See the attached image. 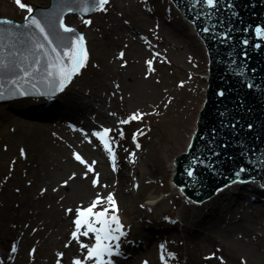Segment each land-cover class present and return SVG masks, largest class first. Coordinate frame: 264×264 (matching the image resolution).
<instances>
[{
	"label": "bare ground",
	"instance_id": "bare-ground-1",
	"mask_svg": "<svg viewBox=\"0 0 264 264\" xmlns=\"http://www.w3.org/2000/svg\"><path fill=\"white\" fill-rule=\"evenodd\" d=\"M116 2L117 0L109 1L111 13L115 11ZM146 2L144 13L132 14V19L117 11L119 13L116 14L122 18L124 27L116 18L109 20L106 31L101 33L104 43L93 39L87 32L83 33L86 43L93 44V48L89 49V56L92 59L97 58L99 65L106 64V68L115 73L110 85L99 77L96 81L91 80L90 88H87L82 77L70 84L68 87L70 90L66 94L51 101L21 99L17 103H11L8 106L9 111L1 110L0 105V121L15 127L13 138L18 143V153L21 155V150L25 153L20 156L24 169L18 171L19 176L12 185V190L3 191L2 195L0 206V249L4 252L0 255L2 264H56L58 252L65 253L62 264H71L73 259H80L86 255V251L79 249L71 240L70 233L75 230L73 224L75 212L66 214L65 209L89 207L96 199L97 192L105 198V207L108 206L106 197L112 193L118 205L121 223L125 225L123 217L126 216L129 224L127 229H124L128 235L122 238L123 255L117 257L114 264H143L144 261L148 264H161L160 243L168 240L170 236L177 240L174 248L177 260L183 259L185 264H219L218 259L211 261L204 259L214 253L223 258L226 264L242 262L264 264V191L257 187L256 182L254 185L247 183V186H242L246 189L254 186L258 190L256 198L251 201L248 200L247 193L240 192L241 186L231 183L229 187L223 188V191L212 195L208 200L187 203L188 197L196 200L205 198H200L189 189L186 190L181 179L177 178L174 160L169 161L171 173L174 175L172 183L176 191L183 194V199L173 197L170 200L174 205L172 207L180 204L177 215L175 217L173 211L164 217L166 214L162 210L164 200L162 198L154 200L153 193L144 196L148 183H152L153 172L148 169L150 181L144 182L146 184L144 187V183L137 180L136 166L132 167V174H129L131 171L128 162L138 164L140 160L139 155H134L133 147L129 146L131 136L136 132L133 128L135 124L126 125L123 130L125 133L123 143L119 149L114 150L117 157L116 172L112 171L111 162L103 146L91 136L93 131L109 128L113 129L110 135L118 141L120 138L116 134V129L121 125L118 121L123 119L126 111L124 106L129 98L133 97V101L140 103L151 95H160L158 88L149 82L157 76L154 81L159 85L161 83L162 74L156 62L163 56L162 48L170 47L176 53L179 49L174 39L179 30L170 17L167 18L159 10L158 0ZM129 6L137 8L132 1ZM67 18L66 24L74 25ZM191 31L194 32L193 26ZM109 38L117 42L120 45L119 50L125 53L124 61L118 60L120 65L123 62L126 66H120L119 70L118 65L114 70L110 65V58L107 59L109 55L106 47L113 45ZM154 52L159 53L158 59L153 57ZM118 54L116 53L115 61ZM149 59H153L155 67V72L151 74L147 72L145 63ZM164 92L167 95V91ZM169 100L170 98L166 102ZM16 112L46 120L53 131L30 125L22 116L18 117ZM63 128L67 129V135ZM83 133H88V136ZM171 135L183 139L186 137L183 130L174 131ZM89 138L93 143L87 142ZM185 150L186 148L177 155L176 161ZM163 151L166 152L165 148ZM73 152L81 154L88 162L96 161L95 170L100 174L101 186L94 189L90 179L88 184L86 179L81 178L83 166L78 165L72 158ZM20 158L17 160H21ZM73 172L76 173V180L70 182L67 188L62 187L65 179ZM132 181L134 184H131ZM36 185H42L41 190L37 189ZM43 190L46 191L41 195ZM142 200H145V203ZM156 209L161 213L155 214ZM101 210L102 208L98 206L94 211ZM146 217L152 223L143 224ZM172 220L176 223H170ZM95 226L101 227L98 224ZM5 229V235H1ZM131 229L134 231L132 234ZM84 230L82 227L81 231ZM81 239L84 242H95L92 233ZM152 240L155 242L152 243ZM65 243L72 246L65 248ZM12 245L17 247V252H11ZM32 249H36V252L29 255Z\"/></svg>",
	"mask_w": 264,
	"mask_h": 264
},
{
	"label": "water",
	"instance_id": "water-1",
	"mask_svg": "<svg viewBox=\"0 0 264 264\" xmlns=\"http://www.w3.org/2000/svg\"><path fill=\"white\" fill-rule=\"evenodd\" d=\"M171 2L195 25L210 60L208 87L206 79L199 110L207 87L206 103L199 118L197 116L192 148L175 161L177 178L186 190L201 195L200 198H207L234 179H254L264 185V41L255 36L256 27L264 28V0H219L214 9L206 8L203 0ZM59 5L64 7L61 9ZM41 12L64 16L76 13L84 17L94 13L84 15L79 0H51L49 8L38 7L33 15L39 18ZM17 25L20 24L0 25V91H3L0 103L20 97L49 96L40 94L47 91L42 75L19 82L28 93L26 96H20L17 85L12 83L22 75L16 65L27 67L33 60L29 57L24 61L28 45L21 33L26 30L23 25L20 28ZM204 28L208 32H204ZM75 34L80 35L77 31ZM244 40L248 41L247 46L242 44ZM256 44L261 47L256 48ZM239 65L244 66L240 77L237 75ZM40 67L42 73L43 64ZM247 84L253 87L249 89ZM220 91L225 93L223 97L218 95ZM249 124L253 125L251 129ZM240 167L246 171L236 177L235 172ZM189 169L194 171L192 178L187 176Z\"/></svg>",
	"mask_w": 264,
	"mask_h": 264
},
{
	"label": "rangeland",
	"instance_id": "rangeland-1",
	"mask_svg": "<svg viewBox=\"0 0 264 264\" xmlns=\"http://www.w3.org/2000/svg\"><path fill=\"white\" fill-rule=\"evenodd\" d=\"M130 1L134 2L137 6L136 9L129 6ZM21 2L32 6L33 8L38 6L46 7L49 5V0H21ZM106 7L108 8L106 13L95 12L89 18L81 19L75 14L66 17L73 22V27L81 32L91 34L93 39H98L100 43H104L101 38V33L106 31L105 28L108 27L107 22H109V20L116 18L119 21V24L124 27L122 18L117 16L116 13L121 12L122 15L132 19V14L144 13L143 9L144 7H147V2L146 0H144V2H142V0H117L115 3L116 12L114 11V13H111L108 5ZM158 8L163 12L164 16L167 18L170 17L171 21L176 26V29L179 30V33L174 35L175 42L178 45L177 48L179 49L177 50L176 48V53V51L170 47H163V56L156 62V65L159 66L160 74H162V79L160 80L161 83L159 85L154 81L157 76H155L154 79H151L149 83L158 88L160 95H151V97H148L140 103L133 101V97L129 98L124 106L126 111H124L123 119H126L133 113V111H139L146 114L142 121L132 122L135 124L133 125V128H135L136 131L138 129H143L144 134L137 138V143L141 145L139 149L136 148L131 136L129 146L133 147L134 155H139L140 160L138 164L136 162L134 164L133 162H128V167H130L129 171H131L129 174H132V167L136 166L137 180H139L140 183H144L150 181L147 173L148 169L151 170L153 172L151 175L153 180H151L152 183H148L144 191V196L153 193L154 200L162 198L164 200L162 210L166 213L164 214V217H167V215L169 216L173 211H175L174 216L176 217L180 204H177L174 208L172 207L174 205L170 203V200L173 197L178 196L181 199L182 197L178 191L173 189L171 184L172 173L171 167H169V161L174 160L175 157L186 148V143L189 142L190 138H193L196 126L195 122L201 103L200 100L204 91L205 77L208 71V57H206L205 48L204 46H201L198 37L194 32L191 33L192 26H190L181 15L175 12L167 0H158ZM26 15L27 13L25 11L16 6L15 0H0V18H8L14 22H21ZM84 19L91 20V24L86 26L83 23ZM146 27H148V24ZM109 40H111L113 45L106 47V51H108L107 53L109 55L107 59L110 58V65H112L114 70L117 65L119 70L120 61L118 59L115 61V56L116 53L118 54L121 52L119 50L120 45L117 42L115 43L111 38H109ZM89 48L92 49L93 44H87L88 51ZM106 67V64L103 66L99 65V60L97 58L92 59L89 56L87 67L82 69L81 74L76 75L71 82L75 79V81H79L80 78L83 77L85 84H87L86 87L90 88L91 80L96 81V79L100 77L104 83L110 85L115 73ZM104 78H106V80H104ZM68 87L64 90L63 95L70 90ZM164 91H167V95H165L166 93ZM103 94L106 95L104 92ZM169 98V101H171L170 104L166 102ZM19 101L21 100H13L10 101V103L1 104V110L9 111L8 106L11 103H17ZM16 115L18 117L22 116V118L30 125L34 124L35 126L45 127V129L53 131L49 123L44 119H36L34 116L31 117L22 112H16ZM35 122L39 124H35ZM125 128L126 125H120L119 127V129L122 130ZM14 129L15 127H13L12 124H5L3 121H0V206L3 200V191L12 190V185L19 176L18 171L24 169L22 163L23 159L20 158L21 155L18 153V143L13 138L15 132ZM63 129H65L64 133L67 135V129ZM181 130L186 134V143L184 142L185 139L173 137L171 135L172 132H181ZM116 134L119 137L117 131ZM174 139H176L177 142ZM122 143L123 140L118 139V141L113 144V149H119ZM125 143L128 144V141L125 140ZM164 148L166 152L163 151ZM17 158H20L21 160H17ZM6 182H9L10 184ZM86 182L90 184L89 180ZM131 184H134V181H132ZM145 185L146 184L144 183L143 187ZM242 186L247 185L242 184L241 187ZM41 187L42 185H36V188L39 190H41ZM240 192L247 193L249 196L248 200L251 201V199L256 198L255 195L257 196L258 190L254 188V186L249 189L242 187ZM142 201L145 203V200ZM155 211V214L161 213L159 209H156ZM162 220H164V218ZM123 221L125 222V229H127L129 224H127L126 216L123 217ZM150 223L152 222L149 221L148 217L143 221V224L145 225ZM5 233L6 229L1 235H5ZM132 233H134V231L131 229V234ZM154 242L155 240H152V243ZM176 242L177 240L174 236H170L168 240L162 241L160 244L164 245V254L167 255L171 252L177 256L174 249ZM3 253L4 252L0 249V255ZM169 262H171L170 264H185L183 259L178 261L177 258L174 260L170 259Z\"/></svg>",
	"mask_w": 264,
	"mask_h": 264
},
{
	"label": "snow or ice",
	"instance_id": "snow-or-ice-1",
	"mask_svg": "<svg viewBox=\"0 0 264 264\" xmlns=\"http://www.w3.org/2000/svg\"><path fill=\"white\" fill-rule=\"evenodd\" d=\"M144 2V0H142ZM199 2V0H198ZM219 0H203V4L208 9H214L217 7ZM16 6L25 11L27 15L24 17L25 23L23 28L26 30L21 33L25 44L28 45V55L24 56V61H27L29 57H33L31 63L27 67L17 64L16 68L22 75L16 77L12 83L16 86V91L20 96L28 95L27 92L19 86L20 81L28 82L29 80L35 79L38 75L43 76V83L47 89L46 92H41V95H55L56 93L63 92L67 85L71 83L74 76L81 74V69L87 67L89 60V53L86 47V41L84 36L76 35L75 29L69 27L65 23L64 15L61 13H44L39 14V18L33 15L34 8L32 6L22 3L21 0H15ZM80 10L84 15L89 12H100L106 13L109 4V0H79ZM61 9L64 5H59ZM231 7V5H230ZM69 11L72 8L69 7ZM150 10V9H149ZM83 23L88 26L91 24V20L84 19ZM9 20H0V25H10ZM20 28V25L16 26ZM2 31V30H0ZM204 32H208L207 28L203 29ZM63 34V35H62ZM255 36L264 41V28L256 27ZM242 44L247 46L248 41H242ZM126 47V46H125ZM256 48H260V44L255 45ZM153 57L159 58V53H153ZM125 53L121 51L118 54L117 59L124 61ZM147 72L149 74L155 72L154 61L149 59L146 62ZM41 64H43V72L41 73ZM121 67L126 65L122 62ZM244 73V66H238V77L242 76ZM148 77L146 76L145 79ZM35 86V85H34ZM182 86V85H181ZM118 88L119 85H116ZM247 87L251 89L252 84H247ZM219 96L223 97L225 93L220 91ZM0 96H3V91H0ZM170 104L171 101H168ZM109 115H115V113H109ZM145 113L139 111L133 112L126 119H121L118 121L121 125H127L133 121H142ZM71 127V126H70ZM235 129V125H232ZM253 125L249 124L248 128L251 129ZM76 130V129H73ZM83 132V130H80ZM113 129L103 128L102 131H93L91 133L92 137H95L100 144L103 146V150L107 153L108 158L112 165V171L116 172L117 168V157L113 149V144L116 142L114 138L110 135ZM119 138L123 140L125 138V133L122 129H116ZM88 136V133H83ZM143 129H138L132 134V141L136 148L139 149L141 145L137 143V138L143 135ZM88 143H93L89 138ZM21 155H25L24 151L21 150ZM72 158L77 162L78 165L83 166L82 179L91 181L92 188L96 189L100 185L99 173L95 170L96 161L88 162L81 154L77 152L72 153ZM246 171L245 168L240 167L236 172L235 176L240 177L242 173ZM187 176L192 178L194 176V171L192 169L187 170ZM76 180V173H71L67 179H65L62 187L67 188L70 182ZM233 184H242L246 181L242 179H234ZM106 187V185H103ZM229 185H225V188ZM224 189H219L218 191H223ZM43 190L41 195L44 194ZM55 191V189H53ZM183 191V190H181ZM104 197L100 195L99 192L96 194V199H94L90 206L82 209L77 207L75 210L72 208H66V214H73L75 212V219L73 224L75 230L71 231V240L75 242L79 249L85 250L86 255L82 256L80 259H73L71 264H114V257H119L123 255L121 252L122 238H126L128 233L124 230V225L121 223L120 217L118 215L119 209L117 202L112 193H109L106 197L108 206H104ZM98 206L102 208L101 211H94ZM170 223L175 224L176 221L172 220ZM101 225L97 228L95 225ZM82 227L85 229L81 231ZM89 233H92L95 237V242H84L81 237H88ZM72 245L65 243V248H70ZM160 261L161 264H167V261L176 259L174 253L169 252L167 256L164 254V245H160ZM219 251V250H218ZM11 252H17V247L12 245ZM36 249H32L29 255H33ZM65 255L63 252H58L56 254V264H62V258ZM205 260L211 261L214 259L219 260V264H226L223 258L217 256L215 253L204 258ZM2 264V262H0ZM143 264H148L144 261ZM244 264V262H242Z\"/></svg>",
	"mask_w": 264,
	"mask_h": 264
}]
</instances>
